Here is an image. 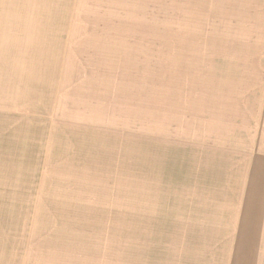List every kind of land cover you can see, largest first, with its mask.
<instances>
[{
    "label": "rangeland",
    "instance_id": "374dc122",
    "mask_svg": "<svg viewBox=\"0 0 264 264\" xmlns=\"http://www.w3.org/2000/svg\"><path fill=\"white\" fill-rule=\"evenodd\" d=\"M0 264H264V0H0Z\"/></svg>",
    "mask_w": 264,
    "mask_h": 264
},
{
    "label": "bare ground",
    "instance_id": "6f19581e",
    "mask_svg": "<svg viewBox=\"0 0 264 264\" xmlns=\"http://www.w3.org/2000/svg\"><path fill=\"white\" fill-rule=\"evenodd\" d=\"M237 136V135H236ZM258 182V181H257ZM259 183V182H258ZM255 184H257V183H255ZM260 188V187H259ZM253 189H255V188H253ZM256 190H258V189H256ZM253 192V191H252ZM251 193V192H250ZM255 193H256V191H255ZM258 193H260V192H258Z\"/></svg>",
    "mask_w": 264,
    "mask_h": 264
}]
</instances>
